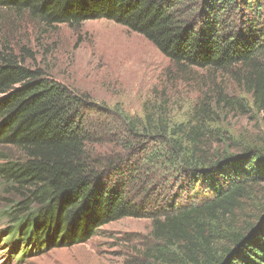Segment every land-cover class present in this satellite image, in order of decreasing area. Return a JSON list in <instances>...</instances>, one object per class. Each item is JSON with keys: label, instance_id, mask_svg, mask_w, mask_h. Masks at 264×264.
I'll use <instances>...</instances> for the list:
<instances>
[{"label": "trees", "instance_id": "1", "mask_svg": "<svg viewBox=\"0 0 264 264\" xmlns=\"http://www.w3.org/2000/svg\"><path fill=\"white\" fill-rule=\"evenodd\" d=\"M0 8L48 26L114 21L151 41L180 72L224 71L264 113V0H0ZM0 96V198L10 196V237L40 250L68 247L118 219L149 217L158 245L145 253L152 250L154 262L264 264V216L239 224L245 199L264 183V148L214 162L203 121L170 131L115 110L114 135L122 136L101 152L92 118L102 111L90 94L7 50H0ZM221 101L246 107L235 96ZM158 173L181 177L190 196L202 189L209 197L200 204L156 198Z\"/></svg>", "mask_w": 264, "mask_h": 264}, {"label": "rangeland", "instance_id": "2", "mask_svg": "<svg viewBox=\"0 0 264 264\" xmlns=\"http://www.w3.org/2000/svg\"><path fill=\"white\" fill-rule=\"evenodd\" d=\"M122 48L144 50L146 58L134 60ZM0 50L12 52L29 66L90 94L102 111L92 118L102 137L97 145L101 152L109 153L117 146L112 140L122 136L114 135L120 132V121L113 119L115 110L143 121L154 119L160 125L167 124L170 131L180 124L203 121L214 162L221 157L242 156L248 147L264 148V113L239 82L210 68L191 67L180 72L151 41L114 21L99 18L80 27L66 23L48 26L27 14L0 8ZM226 95L241 98L246 107L225 105L221 100ZM3 147L12 156L19 155L11 146ZM179 179L174 173L167 177L158 173L156 198L186 203L191 197L197 204L208 199L209 194L202 189L199 195L190 196L189 184ZM203 186L206 184L198 188ZM1 198L0 264H160L154 262L152 250L145 253L158 245L149 217L118 219L101 226L87 242L40 250L20 242L14 234L10 237L13 221L5 201L10 196ZM243 204L240 225L263 217L264 183Z\"/></svg>", "mask_w": 264, "mask_h": 264}, {"label": "bare ground", "instance_id": "3", "mask_svg": "<svg viewBox=\"0 0 264 264\" xmlns=\"http://www.w3.org/2000/svg\"><path fill=\"white\" fill-rule=\"evenodd\" d=\"M124 53H127L129 55H132L134 60H139L141 61L142 59L146 58V54L144 53V50H137V49H133V50H128L125 48H122ZM121 49V50H122Z\"/></svg>", "mask_w": 264, "mask_h": 264}]
</instances>
